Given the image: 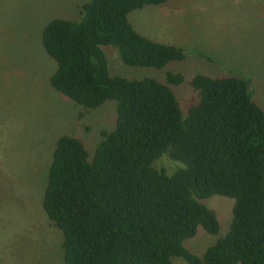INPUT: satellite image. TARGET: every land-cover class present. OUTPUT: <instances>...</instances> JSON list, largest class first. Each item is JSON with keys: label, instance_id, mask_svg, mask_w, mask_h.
Returning <instances> with one entry per match:
<instances>
[{"label": "trees", "instance_id": "obj_1", "mask_svg": "<svg viewBox=\"0 0 264 264\" xmlns=\"http://www.w3.org/2000/svg\"><path fill=\"white\" fill-rule=\"evenodd\" d=\"M166 0H87L76 19L52 18L40 43L55 62L52 89L84 109L115 102L114 124L91 155L76 137L56 138L40 205L61 233L63 264H264V112L248 81L195 74L184 112L161 81L110 75L100 46L127 66L161 69L182 50L136 32L127 14ZM165 154L171 174L153 165ZM233 200L227 231L200 256L182 241L199 227L216 234L214 212L201 201Z\"/></svg>", "mask_w": 264, "mask_h": 264}, {"label": "rangeland", "instance_id": "obj_2", "mask_svg": "<svg viewBox=\"0 0 264 264\" xmlns=\"http://www.w3.org/2000/svg\"><path fill=\"white\" fill-rule=\"evenodd\" d=\"M87 0H0V264H63L61 233L46 218L41 197L56 138H78L89 155L101 131L112 129L115 102L84 109L48 84L55 62L40 43L52 18L73 20ZM132 28L153 41L182 50L184 58L157 70L124 65L111 46H100L110 75L161 81L165 72L184 81L171 86L182 112L194 97L195 74L236 76L248 81L252 100L264 112V0H166L127 14ZM156 169L171 174L181 164L161 154ZM218 222L216 234L197 228L182 241L192 254L228 229L233 200L212 195L201 201ZM172 264H186L172 257Z\"/></svg>", "mask_w": 264, "mask_h": 264}]
</instances>
